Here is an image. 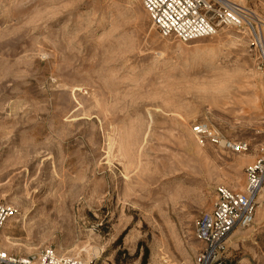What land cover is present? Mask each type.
Listing matches in <instances>:
<instances>
[{"label": "rangeland", "instance_id": "rangeland-1", "mask_svg": "<svg viewBox=\"0 0 264 264\" xmlns=\"http://www.w3.org/2000/svg\"><path fill=\"white\" fill-rule=\"evenodd\" d=\"M241 4L264 19V0ZM258 68L247 32L162 39L142 0H0V249L194 264L195 220L264 149ZM201 121L248 152L199 145ZM255 203L235 264H264V186Z\"/></svg>", "mask_w": 264, "mask_h": 264}, {"label": "built area", "instance_id": "built-area-1", "mask_svg": "<svg viewBox=\"0 0 264 264\" xmlns=\"http://www.w3.org/2000/svg\"><path fill=\"white\" fill-rule=\"evenodd\" d=\"M242 1V0H241ZM240 0H142V7L162 39L186 44L215 37L221 27L248 33L264 76V19L241 4ZM191 133L199 145L231 155L248 152L247 141L231 139L205 121L192 125ZM242 190L217 186L209 210L194 222L193 235L200 248L194 264H235L228 240L236 230L250 227L255 219V199L264 186V149L255 161L244 168ZM11 206L0 204V231L14 216ZM0 264H90L61 256L51 247L25 256L8 254L0 249Z\"/></svg>", "mask_w": 264, "mask_h": 264}, {"label": "bare ground", "instance_id": "bare-ground-1", "mask_svg": "<svg viewBox=\"0 0 264 264\" xmlns=\"http://www.w3.org/2000/svg\"><path fill=\"white\" fill-rule=\"evenodd\" d=\"M240 1H241V0H240ZM242 1H243V0H242ZM191 43H192V42H191ZM9 220H10V219H9ZM9 220H8V221H9ZM1 231H2V230H1ZM1 231H0V232H1ZM234 233H236V232H234ZM234 233H233V234H234ZM233 234H232V235H233ZM232 235H231V236H232ZM3 236H4V234H3V232H1V233H0V238H2ZM231 236H230V237H231ZM229 239H230V238H229ZM5 240H6V241L3 242V244H5V245H10L8 239H5ZM100 252H101V251H100ZM85 255H88V254L86 253ZM164 259H165V258H164ZM163 261H164V260H163ZM166 263H167V262H166Z\"/></svg>", "mask_w": 264, "mask_h": 264}]
</instances>
